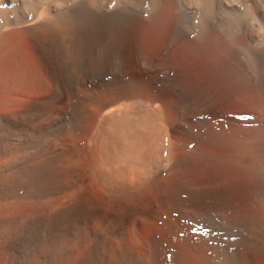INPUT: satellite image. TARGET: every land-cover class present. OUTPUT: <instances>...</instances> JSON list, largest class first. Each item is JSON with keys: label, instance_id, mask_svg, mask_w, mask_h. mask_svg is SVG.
Listing matches in <instances>:
<instances>
[{"label": "bare ground", "instance_id": "1", "mask_svg": "<svg viewBox=\"0 0 264 264\" xmlns=\"http://www.w3.org/2000/svg\"><path fill=\"white\" fill-rule=\"evenodd\" d=\"M0 264H264V0H0Z\"/></svg>", "mask_w": 264, "mask_h": 264}, {"label": "rangeland", "instance_id": "2", "mask_svg": "<svg viewBox=\"0 0 264 264\" xmlns=\"http://www.w3.org/2000/svg\"><path fill=\"white\" fill-rule=\"evenodd\" d=\"M165 8V9H164ZM163 10V11H162ZM165 11H168L167 13L165 12ZM158 17H160V18H158V29H157V31H156V33L153 35V37H152V40H153V43H154V45L155 46H157V47H159L160 46V44L162 43V39H163V36H164V34H165V30H166V28L171 24V13H170V9H169V6H165V7H163V8H161L160 9V14H159V16ZM176 23V24H175ZM174 23V25L173 26H175V27H179V30L177 31V33L176 34H172V36H174V37H176L177 39L176 40H178L179 42H185V41H190V40H196V39H198V38H203V37H209V36H212L213 34H215L216 32H214V31H211V32H208V33H205L204 34V32H202V31H199L198 29H196L195 28V26L190 22H178V24H177V21ZM185 23V24H184ZM182 24V25H181ZM190 25H191V27H190ZM193 25V26H192ZM184 28H183V27ZM189 26V27H188ZM194 27V28H193ZM193 28V29H192ZM180 29H182V30H180ZM186 31H185V30ZM191 30V31H190ZM193 30V31H192ZM189 31H190V33H189ZM196 31V32H195ZM195 32V33H194ZM198 33V34H197ZM203 34V35H202ZM177 35H178V37H177ZM191 35V36H190ZM193 35V36H192ZM199 36V37H198ZM181 37H183V38H181ZM189 37V38H188ZM195 37V38H194ZM183 39V40H182ZM182 40V41H181ZM185 40V41H184ZM29 92L30 93H34V94H38V95H40L41 94V92H39V91H37V89H32V90H29ZM241 95H242V97H244V95H245V97L247 96H249L250 97V94L249 93H247L246 91H242L241 93H240ZM247 94V95H246ZM241 95H240V97H241ZM244 97V98H245ZM248 97V98H249ZM244 98H241V100L242 101H244ZM21 100H22V97H21ZM246 102H247V100H246ZM248 102H249V100H248ZM242 107V106H241ZM256 107H258V110L259 111H261V108H260V106L259 105H255L254 106V104H250V102H249V109H246V111H245V113H247V114H251V115H248V116H250V117H255L256 119H260L259 118V116H260V114H259V111L257 110V108Z\"/></svg>", "mask_w": 264, "mask_h": 264}]
</instances>
